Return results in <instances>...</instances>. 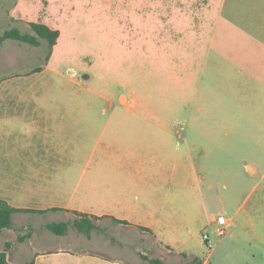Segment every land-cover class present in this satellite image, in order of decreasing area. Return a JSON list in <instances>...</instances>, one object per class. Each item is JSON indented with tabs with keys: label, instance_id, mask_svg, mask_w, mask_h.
Here are the masks:
<instances>
[{
	"label": "rangeland",
	"instance_id": "374dc122",
	"mask_svg": "<svg viewBox=\"0 0 264 264\" xmlns=\"http://www.w3.org/2000/svg\"><path fill=\"white\" fill-rule=\"evenodd\" d=\"M32 23L58 30V43L49 59L45 41L39 47L14 40L0 45V117H85L81 149L75 142L68 145L69 155L77 150L82 160L69 171L67 192L55 204L75 206L88 193L95 209H108L111 127L98 142L103 126L111 120L117 129L119 117L158 118L157 124L185 141L192 137L205 151V167L196 175L205 206H216L215 214L221 211L236 224L251 212L254 216L243 224L256 229L254 240L242 235L238 252H224L226 244L215 251L217 223L210 226L202 218L207 208L199 191L189 208L181 199V207L199 217L189 254L204 260L212 253L211 264H240L245 251L262 248L264 0H0V36L13 28L32 33ZM133 120L126 131L136 137L146 123ZM246 164L257 168L256 177L245 173ZM74 219L63 212L15 215L14 229L0 235L3 249L10 242L11 257H20L17 264L130 259L126 246L112 244L135 237L107 219L90 239L73 225L65 236L46 229ZM228 230L240 233L234 226ZM40 233L39 244L22 245ZM27 234L20 243L18 236ZM206 235L213 250L203 240ZM136 248L147 258L158 256L146 254L142 244Z\"/></svg>",
	"mask_w": 264,
	"mask_h": 264
},
{
	"label": "crops",
	"instance_id": "0c3cea01",
	"mask_svg": "<svg viewBox=\"0 0 264 264\" xmlns=\"http://www.w3.org/2000/svg\"><path fill=\"white\" fill-rule=\"evenodd\" d=\"M130 102L131 99L128 98L124 105ZM84 119L85 117H0V200L16 209L33 211L17 213V216H42L50 212L74 215V212H79L100 218L107 217L103 220H109L135 237H122L119 242L112 244V248L126 246L130 258L116 259L117 262L112 264H149L145 255L136 248L137 244H142L146 254L148 251L157 252L158 256L152 258L161 259L166 264H183L190 262L192 258H198L188 251L195 241V223L199 217L182 208L181 199L188 203L189 208L190 197L197 196L199 189L196 187V175L198 170L205 167L203 158L206 153L201 144L192 141V137L190 141H185L175 131L157 124L161 119L119 117L117 129L110 125L111 120L106 121L103 126L102 134L97 137L98 142H101L102 135L111 127L107 153L111 163L107 179L108 209H95L93 203L96 201L90 203L92 195L88 193L75 206L71 203H54L63 201L69 171L76 169L78 161L82 160L81 152L76 149H81L80 135ZM133 119L146 123L145 129L136 132V137L126 131L130 127L129 123L135 121ZM120 123H128V126ZM89 127L95 128V131L98 128L93 123ZM74 142L76 151L69 155L68 145L72 146ZM250 168L253 169L251 172ZM245 173L254 178L258 170L255 166L246 164ZM204 180L206 177L200 182ZM200 191V203L205 209L207 205L205 206V198ZM215 209L216 206H209L205 209V214L202 212V218L210 226L216 225L217 217L224 216L221 211L215 214ZM112 218L128 224L114 223ZM250 221H254L252 212L237 224L233 218L227 220L228 226H234L240 233L230 234L228 230L226 236L218 238L220 240L215 244V251L226 244L224 252L229 253L234 248L238 252L241 249L239 241L243 240L242 235L254 240L256 229L243 225ZM8 231L12 230L3 231L0 235ZM42 240L41 233L33 234L22 245L39 244ZM232 240H235V247L232 246ZM3 243L0 240V252L4 250ZM245 252L248 256L240 264H264V244L261 249ZM24 253L23 251V256ZM211 255L212 253L204 260L200 259L202 264H211ZM8 258L12 264H17L20 257H11L8 251ZM179 259L182 261L179 262ZM102 262L111 264L109 260ZM31 263L36 264V261Z\"/></svg>",
	"mask_w": 264,
	"mask_h": 264
},
{
	"label": "trees",
	"instance_id": "16d2710c",
	"mask_svg": "<svg viewBox=\"0 0 264 264\" xmlns=\"http://www.w3.org/2000/svg\"><path fill=\"white\" fill-rule=\"evenodd\" d=\"M32 33L23 34L18 29H11L6 31L2 36H0V45H3L7 40H14L20 43L28 44L30 46L39 47L42 44V41H45L49 46V56H51L52 49L57 45L60 33L58 30L51 28L50 26L44 23H32L31 24ZM22 212H33L30 210L16 209L10 206L7 202L0 200V233L6 230H13V216L17 213ZM75 219L71 223H51L46 226V229L58 236H65L69 229L70 225L76 229L78 233L84 234L87 237H90L93 232L99 231L100 226L98 221L103 220L107 217H96L90 216L84 213L74 212ZM112 221L117 224L127 225L128 223L119 221L112 218ZM30 237V234L19 235L18 240L20 243H23L27 238ZM11 246L10 243H6V248L0 252V264H12L8 258V248ZM149 264H166L163 260L157 258H147L144 257ZM32 264V263H30ZM183 264H202V261L199 258H192L190 262Z\"/></svg>",
	"mask_w": 264,
	"mask_h": 264
},
{
	"label": "built area",
	"instance_id": "2783aa9c",
	"mask_svg": "<svg viewBox=\"0 0 264 264\" xmlns=\"http://www.w3.org/2000/svg\"><path fill=\"white\" fill-rule=\"evenodd\" d=\"M227 226H228L227 219L224 216H219L217 219V226L215 230L217 238H222L227 235L228 233ZM203 239L206 242L208 249H212L211 242H210V236L209 235L203 236Z\"/></svg>",
	"mask_w": 264,
	"mask_h": 264
},
{
	"label": "water",
	"instance_id": "95a60500",
	"mask_svg": "<svg viewBox=\"0 0 264 264\" xmlns=\"http://www.w3.org/2000/svg\"><path fill=\"white\" fill-rule=\"evenodd\" d=\"M252 170H253L252 168L249 169L250 172H251Z\"/></svg>",
	"mask_w": 264,
	"mask_h": 264
}]
</instances>
